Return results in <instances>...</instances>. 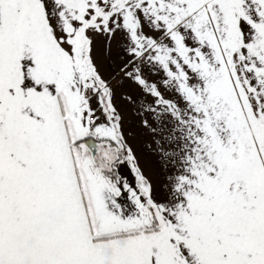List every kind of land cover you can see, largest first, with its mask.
<instances>
[{
    "label": "snow or ice",
    "instance_id": "obj_1",
    "mask_svg": "<svg viewBox=\"0 0 264 264\" xmlns=\"http://www.w3.org/2000/svg\"><path fill=\"white\" fill-rule=\"evenodd\" d=\"M0 264H264V0H0Z\"/></svg>",
    "mask_w": 264,
    "mask_h": 264
},
{
    "label": "crops",
    "instance_id": "obj_2",
    "mask_svg": "<svg viewBox=\"0 0 264 264\" xmlns=\"http://www.w3.org/2000/svg\"><path fill=\"white\" fill-rule=\"evenodd\" d=\"M114 47H115V42H114ZM122 108H123V110H129L130 111L129 112L130 113V116H129L130 120L133 121V123H134L133 125H138L136 118L131 113V106L130 105H122ZM135 152L139 158V164H140V167L143 170L144 174L146 176H148L149 178H151L153 180V182H156L159 179V165H158L155 157L152 156L150 153H148L145 150V160H144L143 159L144 157L140 151H139L140 155L138 154V152L136 150H135ZM124 171L128 175L129 180L131 181V179H132L131 174L127 173L126 169H124Z\"/></svg>",
    "mask_w": 264,
    "mask_h": 264
},
{
    "label": "rangeland",
    "instance_id": "obj_3",
    "mask_svg": "<svg viewBox=\"0 0 264 264\" xmlns=\"http://www.w3.org/2000/svg\"><path fill=\"white\" fill-rule=\"evenodd\" d=\"M124 111H125L126 119H127V123L125 124V129L127 132L132 133V135L129 137V141L134 147V149L138 152L139 155H140L139 151L142 153L144 157L143 159L145 160V149L143 148L142 136L140 134L138 125H133L134 124L133 121L130 120L129 118L130 111L129 110H124Z\"/></svg>",
    "mask_w": 264,
    "mask_h": 264
}]
</instances>
